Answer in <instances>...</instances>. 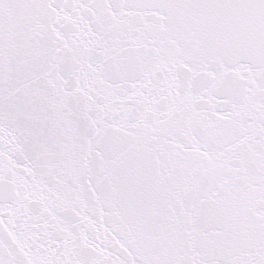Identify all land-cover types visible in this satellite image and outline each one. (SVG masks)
I'll return each instance as SVG.
<instances>
[{"label": "snow or ice", "instance_id": "snow-or-ice-1", "mask_svg": "<svg viewBox=\"0 0 264 264\" xmlns=\"http://www.w3.org/2000/svg\"><path fill=\"white\" fill-rule=\"evenodd\" d=\"M0 264H264V0H0Z\"/></svg>", "mask_w": 264, "mask_h": 264}]
</instances>
